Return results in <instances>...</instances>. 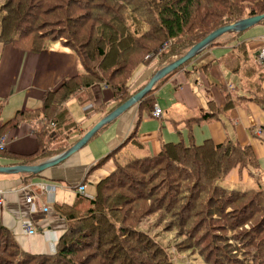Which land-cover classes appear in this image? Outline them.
I'll list each match as a JSON object with an SVG mask.
<instances>
[{"label":"trees","instance_id":"obj_1","mask_svg":"<svg viewBox=\"0 0 264 264\" xmlns=\"http://www.w3.org/2000/svg\"><path fill=\"white\" fill-rule=\"evenodd\" d=\"M262 14L264 0H2L0 44L39 53L61 42L82 71L45 92L40 108L0 123V137L21 123L30 125L38 149L14 157L19 165L60 155L76 143L67 140L76 127L64 105L80 91L92 97L94 86L108 88L115 103L110 113L147 84L129 91L127 82L138 66H156L152 77L215 30ZM195 57L153 86L137 104L139 114L153 102L156 89ZM241 75L249 99L239 101L264 108L259 71L246 66ZM232 100L227 95L218 111H229ZM104 108L95 110L105 116ZM217 116L209 105L185 123L190 128ZM127 143L143 149L135 130ZM121 148L96 165L113 159L114 170L96 186L93 199L81 195L72 206L57 208L67 229L54 254L24 253L0 225V264H175L176 256L194 255L204 264H264V188L224 182L235 169L259 170L251 147L210 139L195 145L189 133L187 142L162 143L155 156H119ZM0 156H7L5 150ZM162 233L174 235L172 247L159 241Z\"/></svg>","mask_w":264,"mask_h":264},{"label":"crops","instance_id":"obj_2","mask_svg":"<svg viewBox=\"0 0 264 264\" xmlns=\"http://www.w3.org/2000/svg\"><path fill=\"white\" fill-rule=\"evenodd\" d=\"M53 44L39 53L0 44L1 124L10 121L16 112L40 108L45 92L57 90L66 79L81 73L76 55L60 43ZM215 44L162 83L153 94V102L145 108V114H139V105L131 107L66 160L39 174H0V225L12 234L24 253H55L56 245L67 229L65 218L57 208L72 206L81 195L93 199L96 186L114 170L113 159L100 167L95 168L96 165L120 147L119 156H155L162 143L172 142L175 138V143L187 142L190 133L195 145L210 139L215 144L228 140L251 147L258 161V171H264V108L254 102L239 101L244 97L249 99L245 78L241 75L246 66H254L259 71V87L264 97V61L257 60V54L264 46V25H256L238 35L224 34L215 40ZM202 66H208L206 72L198 70ZM155 67L138 66L127 82L129 91L145 85ZM227 95L235 102L234 106L226 113H220L218 110L224 108ZM114 104L111 91L101 85L92 88V97L80 91L70 98L64 108L76 130L68 135L69 143L77 142L104 117L102 111L95 110L97 107L105 105L104 110L108 113ZM209 105L215 107L218 116L189 128L185 120L196 118L201 111H207ZM154 106L161 110L160 119L151 116ZM134 130L142 150L126 144ZM2 136L5 137L7 156H0V167L17 166L19 161L14 157H28L38 149L29 124L9 128ZM258 171L244 169L238 172L235 169L224 182L243 185L248 176H256ZM80 186L84 187L83 194L78 192ZM27 196L32 197L31 204L25 202ZM44 208L45 212L42 211ZM22 223H27L34 234H26Z\"/></svg>","mask_w":264,"mask_h":264},{"label":"water","instance_id":"obj_3","mask_svg":"<svg viewBox=\"0 0 264 264\" xmlns=\"http://www.w3.org/2000/svg\"><path fill=\"white\" fill-rule=\"evenodd\" d=\"M262 21H264V14L260 16L246 18L215 30L210 35H208L204 40L193 46L186 54H184L183 56L177 58L176 60L172 61L171 63L165 65L163 68L158 70L139 92H137L125 103L118 106L110 113L105 115L102 119H100L71 148H69L60 155H57L53 158H50L36 165H31V166L17 165L10 167H0V174L36 175L42 172L43 170L53 167L59 164L60 162L66 160L70 155H72L73 153L81 149L83 146H85V144L104 126L116 120L120 115L128 111L131 107L137 105L141 101V99H143V97L152 90L153 86L158 81H160L161 79L172 73L174 70L182 66L188 60L198 55L203 49L207 48L217 38L228 33L244 32L245 30L259 24Z\"/></svg>","mask_w":264,"mask_h":264},{"label":"rangeland","instance_id":"obj_4","mask_svg":"<svg viewBox=\"0 0 264 264\" xmlns=\"http://www.w3.org/2000/svg\"><path fill=\"white\" fill-rule=\"evenodd\" d=\"M2 2V0H0V3ZM256 26V25H255ZM254 27V26H253ZM252 28V27H251ZM247 30H250L247 29ZM247 30H245L244 32L246 33ZM58 43V42H57ZM55 45V44H53ZM62 45V43L60 42V46ZM146 113V110L144 109L143 111H141V114H145ZM141 120V119H140ZM177 139L175 138V140H172V142L176 141ZM175 143V142H174ZM252 170V169H250ZM264 170V169H263ZM252 171H250L251 173ZM245 188L246 187H251V188H255L256 185H259L261 188H264V171H258L257 175L256 176H248L247 178V181L245 184ZM140 228V227H139ZM141 229V228H140ZM146 230H149V227L147 226L145 228ZM153 233V232H152ZM159 241L162 242L165 246H171L174 245V243L176 242L174 240V235L172 233L170 234H167V233H162L160 234L159 236ZM171 252H173L172 248L170 249ZM174 263L175 264H204L202 263V261L196 256H191V257H186V256H183V257H178L176 256L175 259H174Z\"/></svg>","mask_w":264,"mask_h":264},{"label":"built area","instance_id":"obj_5","mask_svg":"<svg viewBox=\"0 0 264 264\" xmlns=\"http://www.w3.org/2000/svg\"><path fill=\"white\" fill-rule=\"evenodd\" d=\"M257 60L259 62L264 61V46L260 48V50H259V52L257 54ZM151 116L153 118H155V119H160L161 116H162L161 110L157 106H154L153 109H152V112H151ZM5 148H6L5 137L1 136L0 137V151L1 150H5ZM78 192L81 193V194H83L84 193V187L83 186H80L78 188ZM25 202L27 204H31L32 203V197L27 196L26 199H25ZM0 204H1V199H0ZM42 211L45 212L46 209L44 208ZM22 229L28 235L34 234V231L32 230V228H30L28 226L27 223H22Z\"/></svg>","mask_w":264,"mask_h":264}]
</instances>
